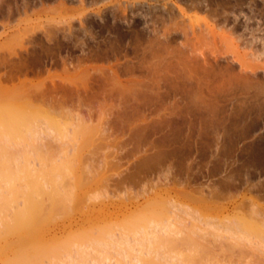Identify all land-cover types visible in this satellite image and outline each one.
<instances>
[{
    "label": "rangeland",
    "instance_id": "obj_1",
    "mask_svg": "<svg viewBox=\"0 0 264 264\" xmlns=\"http://www.w3.org/2000/svg\"><path fill=\"white\" fill-rule=\"evenodd\" d=\"M205 23L211 33L208 28L200 34ZM194 27L199 39L192 37ZM185 29L189 40L183 38ZM182 40L198 56L195 62L181 57L186 50ZM252 69L256 81L245 82L241 74ZM0 105L13 115L42 117L34 116L37 130L46 132L33 139L40 149L35 152L45 159L52 154L49 162L57 160L62 167L68 156L74 164L68 160L71 172L60 168L67 180L47 186L60 187L65 196L72 187L73 199L66 196L71 201L66 200L67 210H57L61 212H55L48 228L42 225L39 236L32 234L35 245L49 249L71 239L83 247L88 242H82V235L90 240L98 231L114 232L116 227L119 232L134 217L151 216L155 210L168 213L167 206L175 204L188 210L184 215L175 209L188 220L183 235H195L197 244L182 243L184 236H179L178 260H170L174 252L166 250V262L156 259L158 264H264V241L234 242L226 230L238 219L264 224V0H0ZM0 110L6 121L16 119ZM52 118L53 125L66 129L61 141L56 140L57 124L49 128ZM26 119H16L17 125L23 129ZM24 130L14 139L28 155L32 145ZM27 158L15 163L21 178L14 177L12 186L0 176V264H13L18 252L19 258H28L36 248L44 249L29 242L27 214L24 222L16 219L29 194L25 169L34 161L28 169L44 176L39 169L46 168L45 162L32 158L27 163ZM10 187L27 194L25 199L16 201ZM209 217L210 227L202 223ZM87 252L88 258L104 263L102 256ZM47 255L56 257L49 252L40 261L49 262Z\"/></svg>",
    "mask_w": 264,
    "mask_h": 264
},
{
    "label": "bare ground",
    "instance_id": "obj_2",
    "mask_svg": "<svg viewBox=\"0 0 264 264\" xmlns=\"http://www.w3.org/2000/svg\"><path fill=\"white\" fill-rule=\"evenodd\" d=\"M216 10V9H215ZM177 14V13H176ZM177 16V15H176ZM185 17V16H184ZM217 17V16H216ZM173 19V18H172ZM176 19V18H175ZM191 20H193V19H191ZM199 20V19H198ZM172 21V20H171ZM207 21V20H206ZM180 22V21H179ZM187 22V21H186ZM190 22V21H189ZM193 22V21H192ZM197 22V21H196ZM201 22V21H200ZM199 22V23H200ZM176 23V22H175ZM213 23V22H212ZM181 24V23H180ZM188 24H190V23H188ZM192 24V23H191ZM190 24V25H191ZM202 24H204V23H202ZM202 24H201V29L200 30H198L199 32H200V34L201 33H203L204 31H202V29L203 30H205V32H206V30H208V28H209V30H210V33H211V29H210V26L209 27H207L208 25H210L209 23H207V26H206V23H205V27L204 28H202ZM215 24V23H214ZM173 25V24H172ZM187 25V24H186ZM216 25V24H215ZM192 27H193V25H191ZM199 26V25H198ZM223 26V25H222ZM182 27V26H181ZM184 27V26H183ZM207 27V28H206ZM189 28H190V26H189ZM196 28L198 29L199 27H197L196 26ZM171 29V28H170ZM186 29H188V26H187V28ZM185 29V33H183L184 35H183V38H185V39H190V35H189V33H188V30H186ZM173 30V29H172ZM174 30H175V28H174ZM184 30V29H183ZM221 30V29H220ZM169 31V30H168ZM176 31V30H175ZM182 31V30H181ZM189 31H190V29H189ZM198 31H196V29H195V27L193 28V30H192V37H194L195 36V39H196V36H198L197 38L199 39V33L197 34V32ZM224 31V30H223ZM183 32V31H182ZM182 32H180V33H182ZM187 32V33H186ZM191 32V31H190ZM204 32V34H206ZM219 32V31H218ZM207 33H209V32H207ZM229 33V32H228ZM197 34V35H196ZM219 34V33H218ZM241 34V33H240ZM243 34V33H242ZM223 35V34H222ZM227 35V34H226ZM247 35V34H246ZM185 36V37H184ZM204 36V35H203ZM207 36V35H206ZM230 37V36H229ZM240 37V36H239ZM169 38V37H168ZM201 38V37H200ZM205 38V37H204ZM232 38V37H231ZM241 38V37H240ZM188 39V40H189ZM197 39V40H198ZM203 39V38H202ZM222 39V38H221ZM225 38H223L222 40H224ZM242 39V38H241ZM194 40V39H193ZM220 40V39H219ZM218 40V41H219ZM227 40V39H226ZM225 40V41H226ZM203 41V40H202ZM215 41H216V39H215ZM179 42H181V41H179ZM182 42H183V40H182ZM205 42V41H204ZM223 42V41H222ZM188 43V42H187ZM193 43V42H192ZM197 43V42H196ZM203 43V42H202ZM210 43V42H209ZM247 43V42H246ZM200 44V43H199ZM216 44V43H215ZM220 44H221V41H220ZM229 44V43H228ZM232 44V43H231ZM254 44V43H253ZM181 45H183L182 47L183 48H186V50H182V51H180V53H182V52H184V53H182L181 54V57H184V59L186 58V60L188 61H191V62H195L196 61V59L198 58V56H196L194 53L195 52H193V53H191V52H189V51H187L188 50V48H187V45H186V43L184 44V42L183 43H181ZM186 45V46H185ZM194 45V44H193ZM213 45V44H212ZM218 45H219V43H218ZM225 45H227V44H225ZM224 45V46H225ZM238 45V44H237ZM197 46V45H196ZM220 46V45H219ZM236 46V45H235ZM231 48H232V46H230ZM256 47V46H255ZM180 49H182L181 48V46L179 47ZM229 48H227V46H226V50H228ZM249 49V48H248ZM254 49V48H253ZM231 50V49H230ZM237 50V49H236ZM247 50V49H246ZM250 50V49H249ZM171 51V50H170ZM235 51V50H234ZM256 51V50H255ZM178 52V51H177ZM224 52V51H223ZM229 52V51H228ZM232 52V51H231ZM252 52H254V51H252ZM230 53V52H229ZM235 53V52H234ZM233 53V54H234ZM257 53V52H256ZM220 54H222V53H220ZM224 54V53H223ZM240 54V53H239ZM238 54V55H239ZM245 54V53H244ZM175 55V54H174ZM183 55V56H182ZM237 55V57L239 58V56ZM242 55V54H241ZM247 55V54H246ZM255 55H257V54H255ZM230 56V55H229ZM234 56V55H233ZM245 56V55H244ZM263 56V55H262ZM201 57V56H200ZM199 57V59H201ZM236 57V58H237ZM206 58V57H205ZM250 58H252V56L250 57ZM259 58V57H258ZM178 59V58H177ZM182 59V58H181ZM204 59V57L202 58V60ZM240 59V58H239ZM242 59H243V57H242ZM201 60V61H202ZM209 59L207 58V59H204V63H206V65L208 64V65H212L209 61H208ZM220 60V59H219ZM244 60V59H243ZM246 60V59H245ZM185 61V60H184ZM200 61V60H199ZM198 61V62H199ZM218 61V60H217ZM247 61V60H246ZM249 61V60H248ZM216 62V61H215ZM210 63V64H209ZM217 63V62H216ZM182 64H184V63H182ZM185 64H188L187 62L185 63ZM195 64V63H194ZM197 64V63H196ZM199 64V63H198ZM214 64V63H213ZM179 65V64H178ZM205 65V64H204ZM204 65H203V67H204ZM205 65V66H206ZM182 66V65H181ZM225 66V65H224ZM228 66V65H227ZM190 67V66H189ZM198 67V66H197ZM202 67V68H203ZM208 67V66H207ZM191 68H192V66H191ZM205 68V67H204ZM209 68V67H208ZM251 68V67H250ZM249 68V69H250ZM253 68H255V67H253ZM185 69V68H184ZM198 69V68H197ZM207 69V68H206ZM206 69H204V70H206ZM211 69H213V68H211ZM248 69V68H247ZM209 70V69H208ZM245 70H246V68H245ZM188 71V70H187ZM195 71V70H194ZM203 71V70H202ZM212 71V70H211ZM219 71V70H218ZM228 71V70H227ZM242 71L243 70H241L240 71V73H242ZM248 71V70H247ZM251 71V73L249 72H245V75H244V72L241 74L242 76H243V78H245V82H247L246 81V79H252V77H253V79H254V76H256V70L255 69H252V70H250ZM179 72V71H178ZM209 72H210V70H209ZM217 72V71H216ZM231 72V71H230ZM238 72V71H237ZM193 73V72H192ZM206 73V72H205ZM186 74V73H185ZM190 74V73H189ZM217 74V73H216ZM178 75V74H177ZM214 75V74H213ZM225 75V74H224ZM208 76V75H207ZM241 76V77H242ZM245 76H247V77H245ZM190 77V76H189ZM223 78V77H222ZM258 78V77H257ZM190 79V78H189ZM255 80V79H254ZM238 81V80H237ZM253 81V80H252ZM256 81V80H255ZM245 82H244V84H245ZM250 82V81H249ZM258 82V81H257ZM243 84V85H244ZM252 84H254V83H252ZM242 85V84H241ZM248 85V84H247ZM249 86V85H248ZM244 87V86H243ZM252 87V86H251ZM247 88V87H246ZM251 89V88H250ZM253 89V88H252ZM1 105H3V104H1ZM0 105V109H6V114L8 113V111L9 110H7V108H3V106H1ZM5 106V105H4ZM12 106H10L9 108H11ZM12 109H13V107H12ZM23 109V108H22ZM14 110H15V106H14ZM16 112H17V110H15ZM14 111V112H15ZM31 111V110H30ZM11 112H13V110L12 111H9V113L11 114V116H12V118H16V119H20V120H22V119H26L27 118V116H28V118L26 119V121H27V123H25L24 124V128L23 129H25L24 131H25V135H27V136H25L24 134V137H26V141L28 140V138H30V141L28 142V145L30 144V146L32 145V148H34V150L32 151V148H30L31 149V151H29V152H26L28 155L30 154V152H31V154H34L33 156H35L36 154L38 155V152H40V149H38L37 150V148L35 149V147H36V144H37V142H36V144L34 143L35 141L33 140L34 138L35 139H38V138H41V132L42 131H38L37 130V127H36V125H35V123L37 124L38 123V121L37 122H35L36 121V119L38 120V117L39 118H42V117H40V116H36V115H33V113H31V112H29V114L27 113L26 115L25 114H23V113H21L22 115L21 116H23V117H21L20 116V113H19V117L16 115V113L13 115ZM0 113L1 114H3L2 113V111L0 110ZM31 113V114H30ZM36 113V112H35ZM0 114V173H2V174H0V176H2V177H4V176H6L7 178L6 179H8V181H6L7 183V186H12L13 185V182L15 183L16 181H13V179H14V177H15V180L17 179L16 177H20V176H18V175H20V174H17V173H19V170H18V166H16V164L19 162V160H21L22 158H24L23 157V153L21 152V150L18 148V147H16V146H18V144H21V143H18L14 138H17V137H19L20 135L19 134H17V133H19V131H20V129L21 130H23L22 129V126L21 125H17V123H16V119H11V120H9V121H6L4 118H3V116ZM39 114V113H38ZM44 115V114H43ZM18 118H17V117ZM33 116V117H32ZM36 117V119H35V117ZM31 117V118H30ZM43 118H45V116L43 117ZM48 118V117H47ZM50 118V117H49ZM48 118V119H49ZM51 119V118H50ZM49 119V120H50ZM53 119V118H52ZM40 120V119H39ZM23 121H25V120H23ZM47 122H48V120H46ZM53 122H55L54 121V119L52 120V121H50V126H51V124H52V126H54L55 127V125L57 124H55V125H53L54 123ZM47 123V124H48ZM38 125H39V123H38ZM21 126V127H20ZM49 126V128H52V126L50 127ZM57 126H59V127H57ZM60 126L61 125H59V124H57L56 125V130H57V138L59 137L61 140H63L65 137H67V135L65 134V133H62L61 132V130H60ZM20 127V128H19ZM62 128V127H61ZM19 129V130H18ZM52 129H54V128H52ZM79 130H81L80 128L76 131V134H77V132L79 131ZM63 131V130H62ZM64 131H66V129L64 130ZM63 131V132H64ZM82 131V130H81ZM80 131V132H81ZM42 133H46V132H42ZM67 133H69V131H67ZM79 133V132H78ZM75 134V135H76ZM79 134H81V133H79ZM18 135V136H17ZM48 135V134H47ZM78 135V134H77ZM42 136H43V134H42ZM45 136V135H44ZM43 136V137H44ZM49 136H53L52 134H49ZM21 137V136H20ZM47 137V136H46ZM56 138V140H59V138L57 139ZM18 139V138H17ZM20 140V139H19ZM24 140H25V138H24ZM33 140V141H32ZM40 140V139H39ZM61 140H59V141H61ZM66 141H67V139H65ZM64 140V141H65ZM36 141H38V140H36ZM63 142L64 144H66V145H68V143L67 142ZM70 142H71V140H70ZM69 142V143H70ZM76 142V141H75ZM27 143V142H26ZM39 144V143H38ZM29 146V147H30ZM34 146V147H33ZM18 149H19V151L21 152H19L18 151ZM35 150H37L38 152H35ZM43 152V151H42ZM46 153H48V152H46ZM50 153V152H49ZM61 153H62V151H61ZM60 153V154H61ZM44 154V153H43ZM28 155H24V156H26V158H27V156ZM37 155H36V158L35 157H33L32 155V157L31 156H29L30 157V162L32 161L31 159L32 158H34L33 160H41L42 161V163H46V164H43V165H46V168L44 167V169H39V170H43V174L42 175H44V176H41L40 174L41 173H39L38 172V170L36 171L35 169V174L36 175H34V172H33V169L32 170H29L28 169V167L30 168L31 167V165L33 164L34 165V161L33 162H29V158H27V163H30L29 165H28V167L25 169V168H23V169H25V172H24V174L28 177V178H30V179H28L27 181H30L29 182V187H30V189H29V187H28V189H27V191H29V192H27V194H28V196L27 197H29L28 199H27V197L25 196V195H27V194H25V195H23L24 194V192L22 193H20V191H18V190H16L14 187H10L11 189L12 188H14L15 189V192L17 193H12V197L13 198H15V200L17 201V199L19 198V197H23V196H25V200L26 201H24V199H22L23 201H24V203H25V205H24V207H26L27 208V210H26V208L24 209V207H22L24 210H25V212H21V213H19V211L17 210L16 211V214H17V221L19 220V216H20V219H22V221L24 222L25 221V217H24V213H26L27 214V216H26V218H27V220H28V223H29V226H25V227H31L30 229V231H32L31 232V235L33 234V235H35V234H37V230H39V228L42 226V225H44V226H47V228H48V225L49 224H52L51 222H52V220H53V217H55L54 215L56 214L55 212H61V211H63V209L64 210H67L65 207L66 206H68L67 204H66V200L67 199H69V201H70V198H71V200L73 199L71 196H70V194H71V192H73V190H72V187L68 190V191H71V192H69L70 194L69 195H67V193H66V196H70V198H68V197H66L65 195H63V194H65V190H64V193L62 194V189H61V191H60V187H59V189H58V187L57 188H55V187H50L49 189H48V187H49V185H52V186H56L55 184H57V186H59V184L58 183H56L57 182V179H62V178H64V180L62 179V181L64 182L65 180H67L66 179V177L65 176H67L66 174H64V173H66V172H64L63 173V171H60L61 169H64V167H72V165H74L73 163H71L72 161V159L71 160H69V159H67V158H71V157H67V155H66V157L67 158H64V160L62 161V162H64L63 163V165H66V166H63L62 167V164L60 165V163L59 162H57L56 163V161L54 162V160L50 163L49 162V160H52V154H51V157L50 156H47L46 158L47 159H45V155H44V157H43V155H42V153H39V157H37ZM42 155V156H41ZM48 155H50V154H48ZM57 156V155H56ZM62 156V155H61ZM59 157V156H58ZM57 157V158H58ZM63 157V156H62ZM26 158H24V159H26ZM61 158V157H60ZM23 159V160H24ZM67 159V161H66V163H65V160ZM23 160H21V161H23ZM47 160V161H46ZM58 160H60V159H58ZM68 160H69V162L72 164V165H70L69 164V162H68ZM26 161V160H25ZM40 162V161H39ZM49 164H48V163ZM54 162V163H53ZM61 162V163H62ZM16 163V164H15ZM41 163V162H40ZM20 164V162L18 163V165ZM36 164H38V163H36L35 162V165ZM15 165V166H14ZM25 165H26V163H25ZM48 165V166H47ZM50 165H52V166H50ZM56 165H59V166H57L56 167ZM3 168H2V167ZM14 167H17L16 169H17V171L14 173L13 172V168ZM48 167H49V170L47 171L46 169H48ZM1 168H2V170H1ZM22 168V167H21ZM50 168H51V171H50ZM61 168V169H60ZM31 169V168H30ZM66 169V168H65ZM65 169H64V171H65ZM15 171V170H14ZM24 171V170H23ZM28 171V172H27ZM30 171V172H29ZM47 171V172H46ZM68 171H70L69 170V168H68ZM73 171V170H72ZM75 171V170H74ZM38 172V173H37ZM41 172V171H40ZM45 172V173H44ZM71 172V171H70ZM29 173V174H28ZM67 173H69V172H67ZM75 173V172H74ZM70 174V173H69ZM77 174V173H76ZM38 175H40L42 178H44V182L43 181H41L42 179L38 176ZM72 175V174H71ZM77 176V175H76ZM1 177V178H2ZM10 179H9V178ZM74 177V176H73ZM0 178V179H1ZM21 178V177H20ZM41 180H40V179ZM60 179V180H61ZM72 179V178H71ZM5 180V179H4ZM60 180H59V183H60ZM61 181V182H62ZM11 182H12V184H11ZM4 183H5V181H4ZM50 183V184H49ZM76 183V182H75ZM79 183H81V182H79ZM64 184V183H63ZM63 184H61L62 186H63ZM48 186V187H47ZM62 188V187H61ZM14 189L13 190H11V192L13 191L14 192ZM25 189V190H26ZM0 191H2V192H4L3 191V189H1V187H0ZM9 191V190H8ZM9 193H10V191H9ZM25 193H26V191H25ZM15 194H16V196H15ZM21 194V196H19ZM74 194H76L75 192H74ZM23 195V196H22ZM72 196H73V194H71ZM44 196L45 197H47V198H45L46 200H44ZM11 197V196H10ZM43 197V198H42ZM75 198H76V196H75ZM88 198V197H87ZM90 198V197H89ZM47 202V203H49V204H46L45 202ZM76 200V199H75ZM79 200V199H78ZM11 201H13V200H11ZM27 201H28V205H27ZM82 201V200H81ZM71 202V201H70ZM74 202V201H73ZM27 205V206H26ZM66 205V206H65ZM151 205V204H150ZM172 205V206H171ZM11 206V205H10ZM70 206V205H69ZM68 206V207H69ZM73 206H74V204H73ZM72 206V207H73ZM12 207H13V205H12ZM67 207V208H68ZM169 207V208H168ZM177 207V208H176ZM7 209L8 208H10L9 206H7L6 207ZM22 208H20V209H22ZM62 208V209H61ZM167 208L169 209V211H168V213H165V212H163V211H159V212H155L154 211V213L152 212V213H150V215L151 216H149V214H147L146 216H141L140 218L137 216V217H134V218H137V219H134V221L133 222H130V223H128L127 225H126V227H124V228H121L120 229V227L121 226H119V228H117V230L118 229H120L119 230V232H115L116 231V227H115V231L114 232H110L109 230V232L110 233H108V231L107 232H105V230H102L103 231V233L101 232V231H98L97 232V234H99L98 236H94L93 238H91L90 237V240L88 241V240H85L86 238H83L82 236L80 237V233H78L79 234V236L78 237H80V239H82V242L83 241H85V242H88V243H86L85 245H83V247H81V243H80V245H76V244H78V243H75V242H70L71 241V239H67L66 241L67 242H69L68 244L67 243H65V245H63L64 243L63 242H61V244L63 245V246H61L60 244H55V245H48L49 246V249L47 248V245H46V248H44L45 247V245H44V247L42 246L41 247V243H39L40 245L38 246V245H35L34 244V242H32L33 240H31L32 238L31 237H33V239H34V237L35 236H30V239L29 240H31V241H29L30 243H33L34 244V246H37V247H41V248H44V249H40V248H36V254H34V258L33 257H28V258H26V256L24 255V254H26L25 252H24V254H21V255H24V257L22 258V256H20V258H19V254H20V252H18L17 254H18V256L16 257V255L14 256V257H16V260H14L13 258V264H20L19 263V260L21 261V264H22V262L24 261H26V264H102V263H100V262H98V261H96V259L95 258H88V252H87V250L89 251H92L93 253H94V256H95V254L97 255V256H102L103 257V261H104V263L103 264H128V263H130V264H158V262H166V260H167V256L165 255V252H166V250H168L170 253H173V255H175V256H170L169 254V256H170V260H171V257H172V259H174L175 257H176V259L178 258L177 257V254L180 256V251H178L177 249V243H179L180 244V241H178V240H180V239H182L183 237L181 236V235H183V233L185 232L184 230H185V228H186V223L185 222H187L185 219L184 220H182L183 218H181L180 217V215H181V213H179V212H181V210H183V214L185 215V214H189L188 213V210H184V209H181L180 207H178L177 205H175V204H170V206L168 205L167 206ZM171 208H174V210H172ZM181 209V210H179V209ZM1 209V208H0ZM3 209V208H2ZM1 209V211H3ZM5 209V208H4ZM61 209V211H57V210H60ZM157 209V208H156ZM175 209H178V211L177 210H175ZM21 211V210H20ZM27 211V212H26ZM185 211V212H184ZM190 212V211H189ZM2 214V213H1ZM58 214V213H57ZM180 214V215H179ZM63 215V214H62ZM58 215H56V217H57ZM60 216V215H59ZM24 217V218H23ZM192 217V216H191ZM3 218V217H2ZM139 218V219H138ZM185 218V217H184ZM187 218V217H186ZM194 218V217H193ZM0 219H1V216H0ZM14 219V218H13ZM24 219V220H23ZM192 219V218H191ZM211 218L209 217V219H206V221H202V223L204 224V225H209V227L212 225L211 223L209 224L208 223V221H211L210 220ZM242 218H240V220H241ZM246 219V218H245ZM26 220V221H27ZM201 220V219H200ZM203 220V219H202ZM239 220V219H238ZM238 220L236 221V219L235 220H233V221H236L237 223L235 224V222L233 223V221H232V225H231V223H229L230 225H228L227 223H226V226L228 225V227H226V230H227V232L229 233V236H227L228 238L230 237V238H232L231 239V241H237V242H240L241 240H244V241H250L249 243H252L251 241H255V240H257L256 242H258L259 244H261L263 241H264V224L262 223H260L259 224V222H257L256 220H247V221H242V223H238ZM13 221V220H12ZM185 221V222H184ZM198 221V220H197ZM256 221V222H255ZM19 222V221H18ZM213 222V221H212ZM241 222V221H240ZM7 222L5 221V224L4 225H7V226H9L8 224H6ZM9 223H10V221H9ZM12 223V222H11ZM189 223V222H188ZM187 223V224H188ZM24 224V223H23ZM185 224V225H184ZM198 224H200V223H198ZM214 224V223H213ZM2 225H3V223H2ZM13 225V223L12 224H10V226H12ZM16 225V224H15ZM21 222H20V227H21ZM27 225V224H26ZM189 225V224H188ZM0 226H1V224H0ZM67 226V225H66ZM184 226H185V228H184ZM200 226H202V224L200 225ZM4 227V229H5V227L6 226H3ZM13 227V226H12ZM15 227V229H16V226H14ZM43 227V226H42ZM196 227H198L199 229H197V230H201V232H204V231H202L203 230V228L201 229V227H199V226H195V228ZM207 226H205L204 227V229L206 228ZM10 228V227H9ZM9 228H8V233L10 232L9 231ZM17 228H18V226H17ZM22 228H24V227H22ZM21 228V229H22ZM46 228V229H47ZM65 228V227H64ZM41 229V228H40ZM44 229V228H43ZM190 229H192V228H190ZM193 229H194V226H193ZM190 230V232L193 234H197V231L196 230ZM209 231H212V230H210V229H213V228H207ZM12 232L14 231V229L12 228V229H10ZM17 230V229H16ZM19 230H20V228H19ZM114 230V229H113ZM112 230V231H113ZM214 230V229H213ZM189 232V230H187L186 229V232ZM193 231V232H192ZM34 232V233H33ZM39 232V231H38ZM47 232H48V230H47ZM100 232V233H99ZM105 232V233H104ZM188 232H187V234H188ZM189 232V233H190ZM15 233V232H14ZM28 233V232H27ZM30 233V232H29ZM28 233V234H29ZM45 233V232H44ZM205 233V232H204ZM215 233H217L216 231L214 232V234ZM11 234V233H10ZM39 234V233H38ZM37 234V235H38ZM185 234V233H184ZM201 234V233H200ZM208 234V233H207ZM71 235V234H70ZM216 235H218V233L216 234ZM39 236V235H38ZM72 236V235H71ZM179 236H181L182 238H180L179 239ZM184 236V240H182V243H185V240H186V243H189L188 245H192V244H197V242H196V239H195V235H194V237L191 235V234H188V236L186 237L185 235H183ZM202 236V235H201ZM219 236V235H218ZM22 237V236H21ZM43 237V236H42ZM73 237H77V235L75 236H73ZM77 237V238H78ZM88 237V236H87ZM37 238V237H36ZM34 239V241H38L37 239ZM70 238V237H69ZM229 238V239H230ZM20 239H24V238H20ZM39 239V241L42 239H44V238H38ZM28 240V239H27ZM70 240V241H69ZM75 240H77L76 238H75ZM52 241H54V240H52ZM63 241V240H62ZM74 241V240H73ZM81 241V240H80ZM234 241V242H235ZM25 242V241H24ZM23 242V243H24ZM85 242H83V243H85ZM26 243V242H25ZM44 243H46V241L44 242ZM74 243H75V246H77L76 248H75V246L73 247L72 245H74ZM181 243V244H182ZM241 243H242V241H241ZM240 243V244H241ZM66 244H67V246H66ZM236 244V243H235ZM32 245V244H31ZM43 245V244H42ZM57 245V247H63V249H61L60 247L59 248H55V246ZM263 245V244H262ZM10 246V245H9ZM193 246V245H192ZM196 247H199V246H197V245H195ZM74 248V249H72V251L69 249L68 250V248ZM81 249H80V248ZM18 248H20V247H18ZM24 248H22V250H23ZM62 251H61V250ZM66 249V250H65ZM195 249V248H194ZM262 249V248H261ZM17 249H15V251H16ZM196 250H197V248H196ZM167 251V253H169ZM27 252V251H26ZM35 252V251H34ZM33 252V253H34ZM49 252H53L54 253V255L56 256V257H54V256H50V255H47L49 258L48 259H50V260H48L49 262H46V263H43V262H41L42 260H44V259H42V258H44V256L47 254V253H49ZM16 253V252H15ZM22 253V252H21ZM30 253V251L28 252V254ZM89 253H91V252H89ZM189 253V252H188ZM182 254V253H181ZM13 255V254H12ZM44 255V256H43ZM89 256H91V254L89 255ZM185 256V255H184ZM187 256V255H186ZM189 256V255H188ZM190 258H191V256H189ZM33 258V259H32ZM54 258L56 259V260H54ZM152 258V259H151ZM181 258V257H180ZM185 258V257H184ZM183 258V259H184ZM5 259H7V258H5ZM28 259H30V260H28ZM32 259V260H31ZM40 259H41V261H40ZM156 259H157V261L158 260H160V261H156ZM175 259V260H176ZM193 259V258H192ZM191 259V260H192ZM11 260V259H10ZM174 260V261H175ZM178 260V259H177ZM187 260V259H186ZM31 261V262H30ZM45 261V260H44ZM51 261V262H50ZM53 261H55V262H53ZM173 261V260H172ZM173 261V262H174ZM162 262V263H163ZM189 263H190V261H188ZM9 263V262H8ZM12 262H10V264H11ZM161 263V264H162Z\"/></svg>",
    "mask_w": 264,
    "mask_h": 264
}]
</instances>
